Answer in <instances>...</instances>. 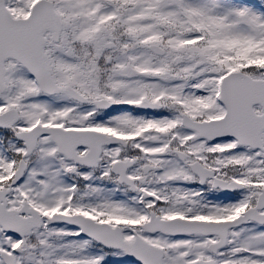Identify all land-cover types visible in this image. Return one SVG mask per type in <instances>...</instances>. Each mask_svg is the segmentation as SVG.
<instances>
[{"label":"rangeland","instance_id":"rangeland-1","mask_svg":"<svg viewBox=\"0 0 264 264\" xmlns=\"http://www.w3.org/2000/svg\"><path fill=\"white\" fill-rule=\"evenodd\" d=\"M10 4V8L14 12L23 13L26 10L28 3L31 0H7ZM55 3L56 9L60 12L61 16L66 10H70L73 15L78 17L75 22V36L90 39L92 45H99L98 40H115L116 37L103 26H97L95 33L93 31L90 36H85L86 31H91L92 26L89 22L88 16L91 12L92 4L99 5L98 15L102 18H106L109 14H114L103 1L113 3L131 2L135 3L136 7L132 10H128L124 15L123 13L118 17L120 22H129L133 27L131 30L129 24L125 31L128 35L130 43L142 44L153 33H157V27L154 19L149 17L148 11L151 9L158 10V16L173 15L178 18L183 27H189L190 24L200 26L201 29H207L213 35V41H218L221 46L218 51L225 52V48L233 47L238 52L245 54L249 51V44L252 42L254 46V52L259 55H263L264 43L260 44L256 38H252L250 24L264 23V15H259L252 7L245 9L247 21L237 17V14H241V9L233 4L224 6L216 0H52ZM244 14V13H243ZM263 17V18H260ZM255 18V20H253ZM125 20V21H124ZM192 21V23H191ZM65 21V29L67 32L68 26ZM124 32V33H125ZM95 37H98L96 39ZM253 39L252 41H250ZM66 42L69 43V38L62 34V41L59 46H53L52 43H48L46 46L45 54L49 55L53 48H63L65 50L64 55L72 56V50L66 49ZM146 43V42H145ZM134 47L131 49L134 59L138 61L136 68L140 70L136 79H132L130 84L124 88L123 98L127 99V102L133 101L137 97L138 89L137 82L140 80L139 75L145 72V68L148 67L152 56L146 54L143 48ZM137 53V55H135ZM204 53V52H203ZM171 56V52L164 57V60ZM173 57V56H172ZM159 62L158 59L155 60ZM171 62H167L169 64ZM177 68L182 69L185 76L196 74L200 75L201 65L197 68L193 66L189 59H182L178 61ZM53 73L52 68L50 67ZM85 79L80 78L77 82L86 91H90L86 75ZM203 82L197 77L195 84L191 83L193 88L189 91H180V95L186 94L187 96L193 95L197 101L203 99L210 103V95H213L216 90L213 81L217 79L218 74L209 72L204 75ZM7 87L3 93L0 94V109H6L9 104L15 103L17 108L23 113L22 121L19 124L24 126L31 125V121L40 116L41 119L48 121L51 118H55L57 113H63L65 103H54L49 100L37 98L33 93V85L30 78L23 72V69L16 63L10 61V66L7 69L5 75ZM111 81L115 86L127 85L122 83L114 74L111 77ZM191 82V79L189 80ZM146 84L152 86L158 83L154 79H147ZM176 84H181L177 82ZM196 86H200L203 93L208 96L199 97L195 93ZM173 92H175L173 90ZM19 99V100H17ZM122 99V97H121ZM115 100H120L116 97ZM45 109L44 117L42 116V110ZM213 110V109H211ZM192 112H196L195 106L192 108ZM211 114H218V110ZM86 114L84 111L79 110L72 116H69V120L75 121L76 119L84 118ZM175 115L163 116L160 114L144 115L138 114L131 116L126 112L118 111L110 113L105 116H96L92 120H86L85 122L77 121L76 125H85L87 127L98 128L101 130H113L115 133L128 138L133 135L137 130L143 132L133 138L131 141L132 146L137 145L143 147L145 150L140 151L139 159L143 162H150L155 168L147 175L143 176L145 179L142 182V188L147 191V196L143 197L144 202L150 203L155 197L154 194L161 195L164 200L168 202V205L160 208L159 213L161 215L179 214L188 215L191 217H202L211 220H221L229 218L237 213L235 208L244 201L243 197L250 191L246 190L233 200H208L205 195L201 194V191L197 187H188L181 182V177L186 173L184 163H179L170 152H164L167 149L168 143L165 139L160 138L159 130L168 129L173 122H175ZM150 118L157 119L152 121ZM56 121V120H55ZM151 124L156 128V131L152 129H146V125ZM180 128H173L170 135L178 134L179 145L186 148L189 158L198 156L203 161H206L209 156H214L216 167L218 171L223 174V169L227 167L229 163H233L236 157V153L232 152L225 157L221 153L213 154L212 150L204 143L195 138H188L186 134H182ZM12 151H20L21 148L13 141H7ZM52 144L48 138L42 139L35 150L38 156L31 161V165L28 168V172L23 179L18 182L14 193L8 197L9 205L16 207L17 201H22L24 197L28 199V202L37 207L42 212H50L52 208L59 205V207H66L71 210H81L87 214H95L97 218H106L108 221H120L129 219L133 222L142 216L143 211L137 204H130L126 200H117V195L113 191L110 192L111 184L113 181H106L104 184L95 182L96 177L89 176V171L84 169H75L73 165L61 157L63 164L73 168L69 173L75 178L76 186L74 183L63 179L57 164L49 159L48 152H51ZM116 148V147H115ZM161 150V151H160ZM105 152L108 153L110 158L114 153V147L106 148ZM247 156V155H246ZM250 156L254 160H259L254 153ZM0 187L4 186L9 177L12 174L10 169L13 159L10 155H2L0 153ZM237 169V168H236ZM100 175H107V166L103 165L99 169ZM140 169L138 167L133 168L132 175H138ZM187 174V173H186ZM76 175L78 177H76ZM238 176L243 178L242 173ZM164 179H168L169 182H164ZM78 182L82 186L77 187ZM74 184L75 193L72 195L68 191L69 184ZM182 195L185 199H192L194 205L188 206V202L182 200ZM142 197V193H140ZM210 203V205H208ZM206 207L204 208V206ZM159 209V210H160ZM170 209H181V211H170ZM193 209V211H190ZM133 227V226H131ZM140 236L145 240L161 246L164 250L162 257V264H198L199 258L213 257L217 263L224 264H264V224H257L248 221L238 227L231 228L229 230L228 239L225 246L217 251L215 254H211L207 245L214 240V236L209 235H167L159 232L147 233L139 229V226L133 227ZM44 229L53 230L60 238L59 245H54L51 241L48 242L50 248L48 250L41 251L39 254H32L26 250V246L20 243V240L15 235L4 234L0 238V250L4 249L11 252L15 256L16 264H137L127 258L122 251L113 250L110 253V261L104 263L102 261V253L99 250H89L87 248V239L76 234V229L62 225H46ZM41 234V233H39ZM65 234V235H63ZM132 230L128 229L124 232L125 239L130 241L132 239ZM0 264H3L0 261Z\"/></svg>","mask_w":264,"mask_h":264},{"label":"water","instance_id":"water-1","mask_svg":"<svg viewBox=\"0 0 264 264\" xmlns=\"http://www.w3.org/2000/svg\"><path fill=\"white\" fill-rule=\"evenodd\" d=\"M117 238H119V236H117ZM97 239L100 240L101 242L106 241V240H102V239H100V238H98V237H97ZM115 242L117 243V246H120V247L124 248L128 254H131V249H130V247H127L126 244L121 243L118 239H115ZM159 255H160V253H159ZM159 255H158V256H159Z\"/></svg>","mask_w":264,"mask_h":264}]
</instances>
